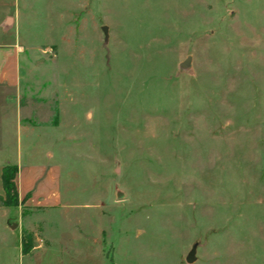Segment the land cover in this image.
I'll list each match as a JSON object with an SVG mask.
<instances>
[{
    "label": "rangeland",
    "instance_id": "1",
    "mask_svg": "<svg viewBox=\"0 0 264 264\" xmlns=\"http://www.w3.org/2000/svg\"><path fill=\"white\" fill-rule=\"evenodd\" d=\"M0 34V264H264V0H0Z\"/></svg>",
    "mask_w": 264,
    "mask_h": 264
},
{
    "label": "crops",
    "instance_id": "2",
    "mask_svg": "<svg viewBox=\"0 0 264 264\" xmlns=\"http://www.w3.org/2000/svg\"><path fill=\"white\" fill-rule=\"evenodd\" d=\"M2 38H6V34H0V39ZM20 60H21L20 48L16 45L14 40L9 38L8 41H4V42L0 41V98H2V100L0 101V111L1 112L10 111L11 114L13 113V116L14 114L16 115V113L18 114V109H17L18 102L16 98H14L15 97L14 92L16 93L18 87L20 86V76H21ZM12 91L13 94L11 95ZM38 168L43 169L44 167H38ZM49 171L50 173H54V171L57 170L56 168H53V169H49ZM36 177L37 178L35 179H38V176ZM17 178H18V174H17ZM34 180H31L30 183L26 185L25 189H20L19 182L17 181V192L20 198H22L24 193L29 191V189L37 190L36 186L33 188V184L35 182Z\"/></svg>",
    "mask_w": 264,
    "mask_h": 264
},
{
    "label": "trees",
    "instance_id": "3",
    "mask_svg": "<svg viewBox=\"0 0 264 264\" xmlns=\"http://www.w3.org/2000/svg\"><path fill=\"white\" fill-rule=\"evenodd\" d=\"M17 173H18V167L15 165L14 166L7 165L3 168L2 171V179H3L4 187L6 188V190L13 193L12 195L14 198L17 196V189L13 184V179L15 178ZM10 184L12 185L11 188L9 187ZM21 242H22V250H21L22 254L26 255L30 253L29 250L32 249L33 244H32L31 235L28 232L23 231L21 233Z\"/></svg>",
    "mask_w": 264,
    "mask_h": 264
},
{
    "label": "water",
    "instance_id": "4",
    "mask_svg": "<svg viewBox=\"0 0 264 264\" xmlns=\"http://www.w3.org/2000/svg\"><path fill=\"white\" fill-rule=\"evenodd\" d=\"M103 34H104V38H105V41L108 40V33H107V27L106 26H103L101 28ZM189 61H190V58H188L185 62H183L181 64V67L182 68H189L190 67V64H189ZM196 246L197 244H194L191 251L189 252V254L187 255V258H186V262L187 263H192L194 260H195V249H196Z\"/></svg>",
    "mask_w": 264,
    "mask_h": 264
}]
</instances>
